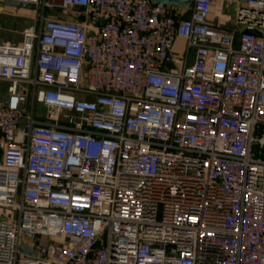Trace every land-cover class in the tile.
I'll return each instance as SVG.
<instances>
[{
	"label": "built area",
	"instance_id": "2783aa9c",
	"mask_svg": "<svg viewBox=\"0 0 264 264\" xmlns=\"http://www.w3.org/2000/svg\"><path fill=\"white\" fill-rule=\"evenodd\" d=\"M16 1L40 13L0 41V264H264V0L237 30L215 0Z\"/></svg>",
	"mask_w": 264,
	"mask_h": 264
},
{
	"label": "crops",
	"instance_id": "0c3cea01",
	"mask_svg": "<svg viewBox=\"0 0 264 264\" xmlns=\"http://www.w3.org/2000/svg\"><path fill=\"white\" fill-rule=\"evenodd\" d=\"M154 3L163 1L168 4L170 11L180 17L187 18L191 14L192 0H152ZM222 0H215L211 14V20L216 25L220 23L214 17V10L217 4ZM40 13V7L35 4H24L16 0H0V41H9L18 43L23 40L25 29L36 25ZM47 14L54 17H61L64 19H71L74 16L71 13L62 11L48 10ZM80 18V17H79ZM27 19V20H26ZM26 22L28 26L26 27ZM221 26V25H220ZM21 37V40H19ZM177 62L179 67L187 63H192L194 60L193 52H191L188 59H186V50L184 54L177 51ZM8 82L0 80V98L7 96ZM1 210V208H0ZM4 213V211H3ZM7 218L3 214L2 219ZM46 238L41 237L38 242L44 241ZM38 242L36 244H38Z\"/></svg>",
	"mask_w": 264,
	"mask_h": 264
},
{
	"label": "rangeland",
	"instance_id": "374dc122",
	"mask_svg": "<svg viewBox=\"0 0 264 264\" xmlns=\"http://www.w3.org/2000/svg\"><path fill=\"white\" fill-rule=\"evenodd\" d=\"M237 9H238V5H237L236 0H233L231 2L227 0H222L220 4L216 5V8L213 13L215 16L214 18L217 19V21L220 23L221 26L230 28V29L234 28L237 30V28L239 29V27H241V25L238 24L236 20ZM53 10L57 11V9H53ZM27 26L28 24L26 22V27ZM19 40H21V37ZM12 43H15V42H12ZM185 50H186V41L183 39H178L175 44L176 54H178L177 51H180L181 54H184ZM35 110L38 113H41V112L44 114L47 113V108L38 103L36 104ZM3 214H6V216L15 215L16 210L14 208H7V209L1 208L0 219L3 217ZM31 251H32V247H30L28 244L23 243L21 245V257L25 256L26 253H29Z\"/></svg>",
	"mask_w": 264,
	"mask_h": 264
},
{
	"label": "water",
	"instance_id": "95a60500",
	"mask_svg": "<svg viewBox=\"0 0 264 264\" xmlns=\"http://www.w3.org/2000/svg\"><path fill=\"white\" fill-rule=\"evenodd\" d=\"M247 31H251V32H254V33L258 34V35H261V33L258 32V31H256V30H249V29H247Z\"/></svg>",
	"mask_w": 264,
	"mask_h": 264
}]
</instances>
